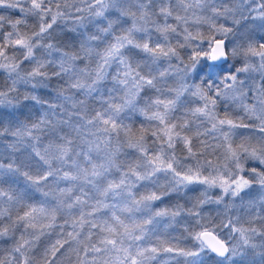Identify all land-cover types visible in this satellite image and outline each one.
Segmentation results:
<instances>
[{
    "label": "snow or ice",
    "instance_id": "snow-or-ice-1",
    "mask_svg": "<svg viewBox=\"0 0 264 264\" xmlns=\"http://www.w3.org/2000/svg\"><path fill=\"white\" fill-rule=\"evenodd\" d=\"M233 4L0 0V9L10 10L0 14V75L7 83L0 88V107L18 106L21 85L24 99L40 106L36 120L0 126V137L12 138L7 155L0 156V179L22 177L27 185L22 191L0 187V220L7 216L11 222L0 229V239L14 240L0 264H161V252L183 257L184 264H203L200 257L207 252L215 254L216 264H246L250 252L264 258V198L259 207L249 202L245 220L231 214L245 189L257 184L264 190V0ZM110 11L119 15L113 19ZM220 18L225 22L217 25ZM68 20L74 22L72 31L86 20L95 22L97 31L84 35L78 48H62L53 42L54 26L63 22L67 27ZM190 20L212 29L207 49L202 33L187 27ZM249 20L259 21L255 27L262 34L242 33L239 43L230 45L229 34L235 36L241 21ZM230 59L240 66L233 63L226 70ZM39 89L51 90L49 97L42 98ZM222 102L225 107L231 102L243 115L221 118L217 109ZM181 109H186L183 115ZM189 115L209 126H197L189 135L194 122ZM136 116L143 118L139 128H134ZM235 129L251 131L237 134ZM237 135L242 139L234 144ZM43 136L49 139L41 147ZM193 136L222 140L215 145L223 149L216 164L201 163ZM124 147L135 156L122 166L117 157ZM27 149V158L15 155ZM246 171L251 175L246 177ZM158 174L168 183L163 192L152 187L159 185ZM193 185L204 187L203 198L187 210L198 226L189 233L192 246L152 244L149 226L156 218L175 220L185 211L179 204L154 210L153 202ZM210 189L220 190L214 200ZM35 193L42 199L33 203ZM206 203L223 205L219 225L201 222L199 209ZM217 227L227 235L221 236ZM57 229L54 243L38 256V241Z\"/></svg>",
    "mask_w": 264,
    "mask_h": 264
},
{
    "label": "trees",
    "instance_id": "trees-1",
    "mask_svg": "<svg viewBox=\"0 0 264 264\" xmlns=\"http://www.w3.org/2000/svg\"><path fill=\"white\" fill-rule=\"evenodd\" d=\"M79 3V0H69V3ZM220 3L226 4L229 7H233V0H219ZM10 10L7 9H0V14H5L9 12ZM108 15L115 19L119 14L116 11H110ZM207 15H211V13H207ZM171 23H176L174 20L170 21ZM224 19L220 18L217 21V25L224 23ZM253 21H241L239 25V30L236 32L235 36L232 34H229V44L235 40L237 36H239V32L242 28L245 27L247 23H251ZM94 23H89L87 20L84 21L85 26L81 27L79 24H76V30L72 31L71 28L73 27V20L67 21V27H64L63 22H58L57 26H54L57 30L53 34V42L56 43L58 46L71 50L73 48H78L80 45L81 40L84 38V35L91 34L97 31L96 27L94 26ZM255 25L259 24V21L254 22ZM29 24L34 25L35 21H33L31 18H29ZM228 24L231 25V20L228 21ZM187 27L190 31L195 33L197 30H199L202 35L205 37L203 47L207 49V37L212 34V29L208 24H197L194 21L190 20ZM22 30L31 32L32 28L29 27L28 29H23V26H21ZM258 32L256 33V37L260 36L262 33L258 28ZM83 34V35H82ZM177 38L173 37L172 42L175 43ZM179 39H182V37H179ZM182 52L184 50H181ZM38 54H40L38 50ZM186 58V57H185ZM203 65V61L201 62ZM235 63L236 67L240 66L239 61H232L231 59L228 61V63L225 65L226 70L230 65ZM83 66V65H81ZM94 66V63L93 65ZM166 66V64L164 65ZM206 70V69H205ZM110 86V85H109ZM7 87L6 81L3 79V76L0 75V88ZM56 85L53 84V89H55ZM21 93L19 94V104L15 108H4L0 107V126H12L15 127L19 123H30L34 120H36L40 114V106L34 105V103L30 100L24 99V86L21 85ZM28 91H32L30 88ZM51 90L47 89H39L37 90L38 94L41 95L42 98H48L49 92ZM195 105H186L187 107H194ZM186 109L180 110V115H183L184 111ZM218 115L223 118L225 114L230 118L236 119L239 116L243 115L242 110L237 107L231 105V102H229V106L225 107L223 102L218 106ZM190 120H194V122L191 124L192 132L189 133V135H192L196 131L197 126L201 130H203L205 127H208L209 125L202 124L199 119L192 118L190 115L188 117ZM142 117L136 116L133 118L134 120V128H139L140 120H142ZM246 123H250L251 121L246 119ZM127 123V121H126ZM147 123V122H145ZM251 129H235L234 132L239 133H249ZM72 135H75L72 133ZM11 137H0V156L7 155V144L11 141ZM49 137L43 136L41 139L40 146L42 147L44 144L47 143ZM242 139L241 136L237 135L234 139V144H237ZM201 140L207 141V146L201 144ZM222 143L221 141H216L212 139L211 136H202V137H195L192 138V146L193 150L197 152L198 159L203 163L205 160H211L213 164L217 163V157L221 156L222 153L216 151L215 144ZM182 146H177V155L181 156L184 153L181 151ZM30 149L24 150L23 156L21 153H16L15 155L18 158L24 159L27 158L28 153L30 152ZM202 153V155H201ZM135 156L134 150L129 149L127 147H124L121 151V154L117 157L118 161L121 163L122 166H125L128 162H130ZM99 159V158H97ZM188 163H195V161H187ZM33 172H35V168L32 169ZM245 174L249 175V172H245ZM160 176V181L158 186H152L157 192H163L168 189V183L167 180L164 178L163 174H158ZM113 178L118 179L119 173L115 172L113 170L112 173ZM12 187L18 191L25 190L27 188V185L25 184L22 177H13V176H6L2 179H0V187L4 189H8L9 187ZM61 186H65L63 183ZM204 186L201 185H193L190 186L189 189L183 193L176 194L172 193L171 195H165L161 200L153 202V209L154 210H160L167 208L169 210L174 209L177 204L182 205L185 209L184 212L178 217L175 218V220H172L170 217H157L156 221H154L153 225H150V229L152 231L150 232L151 236V243L155 245H160V242H163L162 246H175L179 248H188L191 247L194 243L192 239L189 236V233L193 231L194 229L198 230V226L195 224V217L187 215V210L192 207V205L196 202L197 199L203 198L202 193L200 189H202ZM142 191V189H141ZM217 191V189H210L209 193L214 194ZM34 199L32 200L33 203L37 202L38 200L42 199V197L35 193ZM214 197V196H213ZM111 202V201H110ZM4 207H7V205H4ZM21 212L23 211V208L19 209ZM201 216L203 217L202 223L210 224V225H219L221 221L224 219L223 213V205H216L214 203H206L199 209ZM233 210H231V214H233ZM11 216L13 219L15 218L17 214V210L14 208L11 210ZM234 215V214H233ZM137 216L139 217L140 214L137 213ZM235 216V215H234ZM245 220V219H244ZM11 222L7 219V216H5L2 220H0V229H2L5 225H9ZM63 223V218L58 217V224ZM257 226H259V221H257ZM66 231H71V228L68 225H65ZM216 231L220 233L221 236H226V229H221L219 227L216 228ZM59 230H55L51 236H44L38 241V247H37V255L39 256L40 253L43 252L45 247L49 246L51 243H54L55 239L58 236ZM20 235V230L17 229L15 232V238L18 239ZM157 237L159 239H157ZM14 243V240L10 238L9 236H6L2 239H0V258H3L7 255L8 249L12 247ZM67 247V246H66ZM63 251V250H62ZM255 254L249 253L248 257L246 258V264H264V258L260 257L259 259H255ZM259 256V255H257ZM174 254L170 253H164L161 252L158 260L163 264L165 260L168 261V264H184V258L183 257H174ZM200 259L202 260L203 264H216L217 257L211 254L210 252L202 253ZM65 264H67V261H65ZM155 264V262H154Z\"/></svg>",
    "mask_w": 264,
    "mask_h": 264
},
{
    "label": "rangeland",
    "instance_id": "rangeland-1",
    "mask_svg": "<svg viewBox=\"0 0 264 264\" xmlns=\"http://www.w3.org/2000/svg\"><path fill=\"white\" fill-rule=\"evenodd\" d=\"M246 25H247V27L242 28L241 31L239 32V36H237L235 38L234 41L236 43H239V40H240L242 33H249L250 32L253 36L257 35L256 33L258 32V30L254 29L255 28L254 22L247 23ZM216 141H218V140H216ZM219 141H221V140H219ZM215 148H216V151H218L220 153L223 152L222 148H217V147H215ZM244 175L246 177H248L251 174L247 175L244 173ZM219 192H220V190L217 189V191L214 194L209 193L210 198L214 200L216 198V196L219 194ZM241 197L243 198V201H242L243 207L240 206L241 205ZM241 197L236 198L237 207L233 208L232 210H233V212H235V213H233L234 215H239L241 217V220H244V219H247V215L245 213V208L247 207V205L249 204L250 201L256 202L257 207H259V203H260L261 199L264 198V190H262L257 184H253L252 187L245 189V191L241 193ZM225 199L227 200L228 198L226 197ZM226 235H227V231H226ZM254 256H255V259L260 258V256H257V255H254Z\"/></svg>",
    "mask_w": 264,
    "mask_h": 264
},
{
    "label": "water",
    "instance_id": "water-1",
    "mask_svg": "<svg viewBox=\"0 0 264 264\" xmlns=\"http://www.w3.org/2000/svg\"><path fill=\"white\" fill-rule=\"evenodd\" d=\"M211 254H213V253H211ZM214 256H215V254H213Z\"/></svg>",
    "mask_w": 264,
    "mask_h": 264
}]
</instances>
